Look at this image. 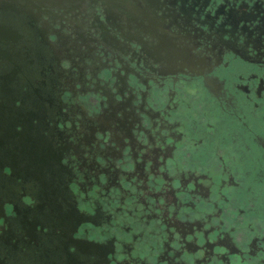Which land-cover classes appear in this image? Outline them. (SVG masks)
<instances>
[{
	"label": "flooded vegetation",
	"instance_id": "flooded-vegetation-1",
	"mask_svg": "<svg viewBox=\"0 0 264 264\" xmlns=\"http://www.w3.org/2000/svg\"><path fill=\"white\" fill-rule=\"evenodd\" d=\"M0 264H264V0H0Z\"/></svg>",
	"mask_w": 264,
	"mask_h": 264
}]
</instances>
